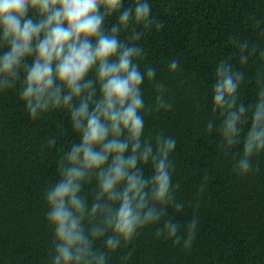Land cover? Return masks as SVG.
<instances>
[{
    "label": "clouds",
    "instance_id": "obj_1",
    "mask_svg": "<svg viewBox=\"0 0 264 264\" xmlns=\"http://www.w3.org/2000/svg\"><path fill=\"white\" fill-rule=\"evenodd\" d=\"M162 27L150 0H0V92L16 89L34 121L65 112L77 137L57 149L56 178L43 191L53 232L49 264H112L114 254L152 226L158 239L184 250L193 246L198 197L209 175L185 201L174 179L177 140L149 132L145 119L172 108L144 47L146 36ZM258 48L264 64V48L256 44L249 51L245 43L240 66ZM231 59L215 66L211 105L218 122L209 119L206 131L218 134L226 152L238 146L232 170L247 176L264 155V70H257L254 99L245 105L239 94L246 76ZM167 70L177 73L179 60L171 59ZM146 85L154 91L152 103ZM56 144L53 136L46 147ZM186 203L193 215L182 223L169 213ZM131 256L129 247L120 264Z\"/></svg>",
    "mask_w": 264,
    "mask_h": 264
},
{
    "label": "trees",
    "instance_id": "obj_2",
    "mask_svg": "<svg viewBox=\"0 0 264 264\" xmlns=\"http://www.w3.org/2000/svg\"><path fill=\"white\" fill-rule=\"evenodd\" d=\"M150 3L163 27L146 36V60L166 84L172 108L148 114L147 129L176 138L174 179L180 182L185 201H192L205 173L209 182L198 197L200 222L190 250L156 238L152 226L114 254L112 264H120L119 256L129 247L132 256L127 264H264V155L254 173L237 175L232 165L238 146L226 152L218 134L206 131L209 119L216 117L218 122L211 86L221 59L231 57L233 66L245 73L240 101L247 105L254 99L257 70H264L256 58L260 49L246 66H240L238 53L245 43L249 51L256 44L264 48V0ZM173 58L180 62L175 74L167 70ZM145 98L152 103L151 85L145 87ZM53 136L57 144L49 150L46 142ZM76 138L65 112L53 111L34 121L16 89L0 92V264H49L53 232L46 223L43 191L56 178L57 149ZM169 214L183 223L193 215V207L186 203L181 212Z\"/></svg>",
    "mask_w": 264,
    "mask_h": 264
}]
</instances>
